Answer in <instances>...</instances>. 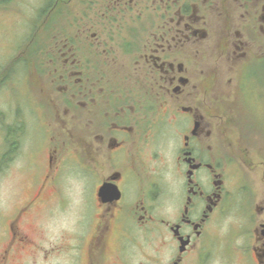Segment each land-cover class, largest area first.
<instances>
[{"label": "flooded vegetation", "instance_id": "obj_1", "mask_svg": "<svg viewBox=\"0 0 264 264\" xmlns=\"http://www.w3.org/2000/svg\"><path fill=\"white\" fill-rule=\"evenodd\" d=\"M25 17L0 51V180L18 183L0 264L46 263L34 211L66 205L68 170L87 217L53 248L70 264H212L244 165L241 260L264 264V0H43Z\"/></svg>", "mask_w": 264, "mask_h": 264}, {"label": "rangeland", "instance_id": "obj_2", "mask_svg": "<svg viewBox=\"0 0 264 264\" xmlns=\"http://www.w3.org/2000/svg\"><path fill=\"white\" fill-rule=\"evenodd\" d=\"M41 2L43 3V0H10V3L13 5H8L6 12L8 13L6 16L8 18L6 24L9 23V29H7V33H0V51L5 48L7 43L8 46L11 44V41L8 42L10 38H14L15 36L23 33V29H21L22 26L19 24L22 22L20 21L22 20L21 18H23V16L25 17L23 12L28 14L25 18H33L37 14L38 6L41 4ZM18 7H20L21 10H16ZM1 12L3 11L0 10V13ZM23 23H25L24 28L27 30V22ZM244 145L247 144L244 143ZM243 172V186L241 185L240 189L238 190V194L234 199L235 204L231 206L230 210L222 216L217 227V232L215 235L220 237L221 243H219L220 247H217L216 251L215 245L212 246L213 254L217 253L215 256H212V260L210 261L212 264H225L227 261H230V263L227 262L226 264H242L241 259L247 257L246 229L248 209L250 208L251 200L250 182L248 179L250 171L248 170L247 165L243 166ZM76 180L77 175L75 171L72 172L71 170H68L64 172L62 178V190L64 191L63 193L68 196V199H66L68 201L66 202V205L62 206V208L55 205L49 210V212H45L42 210L43 205H39L37 210L34 211L35 214L40 218V222H43L45 226V248L47 249L48 258L44 264H70L71 257L69 253L61 255L58 254L57 250H54L53 248L57 245L59 241L58 239L62 235L65 236L63 238H65V241L68 243V245L72 244L73 240L70 238V233L76 230L75 228L77 225V231H79L80 235L83 234L87 229V224H85L87 217H82L79 213L81 203V185L76 184ZM14 184L18 185L17 178L12 179V177H10L9 179L7 177L3 181L0 180V207L11 205V201H16L17 196L14 193L16 187ZM258 187L262 188V185L258 184ZM49 204L50 203H48L47 208L50 207ZM34 258V262L30 264H42V258L38 253L34 256Z\"/></svg>", "mask_w": 264, "mask_h": 264}]
</instances>
